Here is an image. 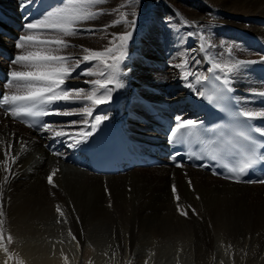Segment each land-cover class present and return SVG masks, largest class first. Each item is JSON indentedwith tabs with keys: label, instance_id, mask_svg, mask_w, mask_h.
<instances>
[{
	"label": "bare ground",
	"instance_id": "6f19581e",
	"mask_svg": "<svg viewBox=\"0 0 264 264\" xmlns=\"http://www.w3.org/2000/svg\"><path fill=\"white\" fill-rule=\"evenodd\" d=\"M8 1L6 8L0 5L5 22V25L0 22V46L5 54L14 56L19 50L15 49L16 41L10 35L20 34L15 25L22 21L23 14L18 10L17 0ZM154 1L157 2L152 8L147 2L139 6L141 8L138 26L128 46L130 55L121 65L127 72V75L121 76L124 87L113 92L110 102L99 105L94 110V115H108V120L111 121H115L118 115L120 122L127 112V132L135 139L146 142L160 141L161 135L150 131L145 124L147 117L142 112V103H145L142 106L152 103L148 105L157 107L167 115H173L172 118L180 115L184 119H192L190 105H198L199 98L183 86V82L178 79V70L169 65L187 32L201 31L210 35L217 45L220 40H224L234 46L245 45V50L252 52V55L248 52L249 55H243L234 49L233 60H255L264 56L257 50L259 44L264 45V0ZM121 2L122 0H111L112 9ZM184 2L186 5H181ZM14 7L17 9L14 10ZM195 7L200 9L197 11ZM181 16L189 21H197L203 28L195 29L192 25H183L180 23ZM115 18L114 15L105 14L101 18L103 21H90L85 26L100 28ZM158 24H162L163 28L159 30ZM123 30V26H117L110 28L109 32ZM229 35H232L231 39L227 38ZM193 37L197 40L196 36ZM193 37L191 39H194ZM136 39L142 41L137 42ZM72 40L76 45L94 50H102L106 46L97 44L89 35L74 37ZM104 40L108 43L107 38ZM148 41L150 43H147ZM136 47L141 49L133 58ZM155 48L157 53H154ZM215 50L210 49L209 54L227 58L220 56L223 49L214 55ZM79 51V48H73L69 52ZM166 52L169 54L166 55ZM195 52L200 54V58L204 55L199 51ZM195 52L192 55L195 56ZM132 58L145 66L146 73H151L154 78L157 76L153 73L157 71L151 68L161 65L165 72H162L163 77L160 78L162 84L158 83L160 85L156 87L145 82L140 83L136 78L139 75L138 70L131 65ZM92 64L95 70L96 64ZM10 65L11 63L0 57V66L5 72L10 70ZM207 66L208 62L204 61L193 67L194 70L206 71ZM263 67L261 64L250 65L236 73L232 84L233 93L244 109H250L246 106V101L261 100L259 96L251 98L250 91L264 90V76L260 71ZM250 73H256L257 79L244 86L248 81L245 77ZM97 78L100 77L73 79L68 81L67 88H83L87 91L90 86L83 81ZM132 87H135L136 93L131 92ZM158 89L161 91L158 92ZM150 91L158 92L159 95H149ZM168 94L176 96L169 98ZM127 99H131L134 105L126 106ZM82 106L69 105L59 110L70 111ZM178 107L180 112L172 113L176 112ZM251 107L253 108V104ZM262 109L264 103L260 102L256 110ZM73 119L79 117L48 116L44 117V122L66 124ZM260 121L255 122L263 126ZM49 140L52 143L46 147ZM21 143L26 144V151L21 150ZM9 144L12 145L9 155H19L14 165L9 160V166L15 176L4 185L2 202L5 212L4 233L5 236L11 235L13 238V242L6 246L14 257L15 264H65L64 257H67V264H82L83 252L88 246L91 248L88 260L91 264H224L222 257L229 260L231 256L220 247L212 246L211 252L204 248L201 251L203 245H197L192 234L172 228L171 220L166 215H169L177 203L172 194L173 184L176 186L182 207L188 208L191 205L200 215L202 223L215 228V236L225 240L226 237L233 236L234 230H244V242L259 244V254L264 255V184L226 180L199 167L188 165L132 166L123 172L95 174L84 166L83 156L78 149H69L66 144L49 139V134L39 136L35 128H25L10 116H5L2 111L0 181L7 174L4 171V153ZM53 152L63 155L56 156ZM54 168L59 169L53 178L56 187L47 182V176ZM188 180L192 182L191 188L188 186ZM57 206L64 212V217L57 213ZM115 217L120 219L121 225L125 224L127 219H135L134 225L141 228L139 236L134 239L128 231L120 232L116 229L111 223ZM65 219L67 223L64 222ZM69 230L76 237L75 240L69 235ZM210 241L211 238L208 243ZM136 245L142 248L138 249ZM207 254H211L209 259L206 258ZM5 261H8V264L13 262L0 250V264H5Z\"/></svg>",
	"mask_w": 264,
	"mask_h": 264
},
{
	"label": "snow or ice",
	"instance_id": "6c2138e0",
	"mask_svg": "<svg viewBox=\"0 0 264 264\" xmlns=\"http://www.w3.org/2000/svg\"><path fill=\"white\" fill-rule=\"evenodd\" d=\"M34 2L35 0H17V6L20 10H25ZM106 3L108 0H57L56 5H49L46 10L41 9L37 12L36 18H31L29 22L23 24V31L27 34H22L16 39L14 47L19 51L11 60L10 70L7 73L8 79L4 85L6 89L16 91H9L0 96V109L4 110L5 116L24 122L29 128H35L41 134H49V139L66 144L69 149H79L90 142L101 125L109 119L108 115H94V110L99 105L110 102L113 92L124 87L121 76L127 75V72L121 65L129 55L128 46L138 26L139 6H142L143 0H122L117 7L107 12L103 8L96 10L98 6ZM105 14L114 15L116 18L100 28L85 26L88 22L96 21ZM180 23L185 26L192 25L195 29L203 28V25L197 21H189L182 16ZM117 26H123L124 30L109 32L110 28ZM98 32L105 33L108 39L107 45L102 50L75 45L66 39L77 35L91 36ZM186 35L189 38L196 36L197 46L191 49L186 47L178 49L176 56L169 61V65L178 70V79L183 82L185 88L191 90L201 100L207 101L209 105L223 111L222 103L231 99L230 94L234 91L232 84L236 79V73L250 65H264V56L255 60H233L232 52L235 47L233 43L220 40L217 45L210 35L201 31L187 32ZM183 43L181 39V44ZM218 47L224 50L220 56L227 57L226 59L209 54L210 49ZM69 48H79L80 51L68 52ZM195 51L203 53V57L196 58L192 55ZM61 52L65 54H60ZM177 59L179 62H173ZM204 61L208 62L206 71L194 70V65L198 66ZM93 62L101 65L103 70L96 71L88 67L77 73L80 65ZM95 76L100 78L83 81L90 86V90L67 88L70 80ZM197 85L200 87L197 88ZM208 85L211 87L206 91L205 87ZM256 96H259L260 102L264 103V90L251 89L250 97ZM75 104L83 106L70 111L59 110L61 107L67 108ZM48 116H77L79 119H73L66 124H54L43 121L42 118ZM232 116L230 128L223 129L214 125L211 129H205L203 121L184 119L177 115L166 132L167 142L170 145H183L190 140L195 134L194 130L198 128L212 136L223 133L218 137V142L223 144L220 151L199 156L193 153L189 159H200L202 162L196 165L197 167H212L213 174L219 175L220 173L215 171L216 165L213 162L228 157L229 163L220 165L226 168L228 173L224 175V179L242 182L241 178L250 169L257 164L264 165V128L254 124L257 120L264 122V109L237 110ZM225 136L228 139H225ZM11 150L12 145H7L4 153V171L7 174L0 181V250L5 252L8 260L13 257L6 244H11L13 238L11 235L5 236L4 233L5 212L2 201L4 185L15 176V172L9 166V160L14 165L19 155L10 156ZM21 150H27L25 143H21ZM53 155L63 154L53 152ZM181 156L182 153L173 151L169 159L175 162L177 167H183V164L177 161V158ZM205 160L208 162H203ZM57 172L59 169L54 168L47 176V182L52 187H56L53 178ZM244 182L264 184V179ZM187 183L191 188V180ZM172 194L177 201V212L187 217L189 212L180 204L175 184L172 186ZM188 209H191L193 215L198 214L191 205ZM56 211L60 217H64V212L59 206L56 207ZM64 222L67 223V220L65 219ZM69 235L73 240L76 239L70 230ZM230 248L231 245H229ZM64 259L67 264V257ZM5 264H8V261H5Z\"/></svg>",
	"mask_w": 264,
	"mask_h": 264
},
{
	"label": "rangeland",
	"instance_id": "374dc122",
	"mask_svg": "<svg viewBox=\"0 0 264 264\" xmlns=\"http://www.w3.org/2000/svg\"><path fill=\"white\" fill-rule=\"evenodd\" d=\"M8 0H2L0 2V5L1 6H4L5 8L7 7V4L9 3V1L7 2ZM7 2V3H6ZM145 2L148 3V5L152 8L153 4L157 1H154V0H143V3L142 4H145ZM181 5H186V3H181ZM99 8H103L106 12L111 10L112 7H111V0H108V3L106 4H103V5H100L98 6V8L96 10H99ZM141 7H139L140 9ZM17 7H14V10H16ZM197 9H200V8H196L195 7V10ZM198 11V10H197ZM104 16V15H103ZM103 16L99 17L97 20H101L103 21V19H101ZM155 17V16H154ZM157 17V16H156ZM96 20V21H97ZM158 20V19H157ZM89 23V22H88ZM96 28H99V27H96ZM163 28V25L162 24H158V29H162ZM19 32L22 34H27L23 31V29H19ZM20 36V35H19ZM19 36H16L14 37V40L16 41V39L19 37ZM83 36H86V35H77L76 37L79 38V37H83ZM103 36V37H102ZM230 37H227L228 39H231L232 35H229ZM92 39L96 41L97 44L99 45H107V43H105V40L104 38L106 39V35L103 34V32H98L96 33L95 35H91ZM74 37H68L66 39H69L72 43V44H75V42L72 40ZM161 37H159L160 39ZM194 38V37H193ZM189 38L188 36H185V38L183 39L184 43L181 44L180 46V49L182 48H189L191 49L196 47L197 44H198V41L194 38V39H191ZM193 40V41H192ZM137 42H141L142 40H139V39H136ZM104 42V43H103ZM147 43H150V41H148ZM190 43V44H189ZM76 45V44H75ZM243 46V48H241ZM240 47V45H235L234 49L235 50H239L238 52L243 54V55H249L251 54L252 55V52L251 50H245L246 47L245 45H242ZM4 47V46H3ZM238 49H237V48ZM5 49V47H4ZM71 49L73 48H69L67 49V51L69 52ZM136 52L137 54H139V51L141 49V47H136ZM221 48H216L215 52H214V55L217 54L218 51H220ZM234 50V51H235ZM246 51V52H244ZM136 52H134V54H136ZM247 52L249 54H247ZM78 53V52H77ZM154 53H157V50L156 48L154 49ZM174 53H176L174 51ZM235 53V52H234ZM60 54H65L64 52H61ZM169 53L166 52V55H168ZM195 56L196 58H200V54L198 55L197 52H195ZM130 55V54H129ZM133 55V54H132ZM199 56V57H198ZM133 58L135 57V55L132 56ZM132 58V59H133ZM166 58L168 59V57L166 56ZM135 59H133L131 62V65L132 67L136 68V70H138V76L136 77L138 79V81L140 83H147V84H151V85H154L156 87H158L157 85H160L162 84V81L160 80V78L163 77V73L164 72V69H162L161 65H155V66H151L152 68L151 69H154L156 70L157 72L156 73H153V75L157 76V78H154L152 77V74L151 73H146L147 70L144 68L145 66L141 65L140 63H138V61H134ZM9 61V60H8ZM167 61V60H166ZM177 61H179L177 59ZM11 63V61H10ZM96 64V68L95 70L97 71H102V66L99 65L98 63L94 62ZM90 64V65H89ZM89 64H82L80 65V68L77 69V73L79 71H83L84 69L88 68V67H92V63H89ZM88 65V66H87ZM19 68V66H17ZM149 68V66H148ZM164 68V67H163ZM166 69V68H165ZM166 71V70H165ZM163 72V73H162ZM256 73H250L248 74L245 78L248 80L247 83L244 84V86H247L250 85V83L254 82L255 79H257V75H255ZM74 75H76V73H74ZM84 78V77H82ZM90 78V77H88ZM159 78V79H158ZM153 79V80H152ZM155 80V81H154ZM252 81V82H251ZM157 83V84H156ZM160 83V84H158ZM246 89H250V87H245ZM130 89V87H129ZM8 91H16L15 89H7ZM133 91V90H132ZM161 90L158 89V92H160ZM151 92V93H150ZM149 92V95H159L158 92L154 93L152 91ZM136 93V91L134 92ZM154 93V94H153ZM166 96V94H165ZM169 98H173L175 97L176 95H169ZM257 103V106L256 103ZM127 104H131V101L130 99L127 100ZM145 103H142V105H144ZM253 104V108L251 107V105ZM134 105V103L132 104ZM142 105H140L141 107H143ZM246 106L249 107L250 109H254L256 110L258 106H260V102L259 101H254V102H249V101H246ZM184 110H182L183 112ZM172 113H178L177 111L176 112H172ZM182 114V113H180ZM46 181V180H45ZM126 191V190H125ZM107 194V193H106ZM185 208V207H184ZM188 210L189 212V215L187 217H184V216H181L177 210H176V207L170 211L169 215L167 214L166 217L169 218L171 220V225H172V228L175 229V231H179V232H188L190 234L193 235V238H194V241L197 243V245H200L202 246L201 247V251H203L204 249L207 250L208 252H211V248L212 246H215L217 245L218 247H220L223 251H225L228 255H230L231 257L228 259H225L222 257V261L224 262V264H264V255L262 254H259V248L260 246H257L259 244H250V243H246L244 242V238L245 237V231L244 230H234L233 231V236L232 237H226L228 239L225 238L224 239H221V237H218V236H215V233L216 231L214 230L215 228L212 226V225H206L204 223H202L200 220H201V217L199 214L197 215H193L192 214V211L191 209H188V208H185ZM163 216V215H161ZM159 216V217H161ZM170 216V217H169ZM140 218H136V220H138ZM135 219H127V222H125V224H122L119 222L120 219H118L117 217L113 218L112 219V222L113 223V226L120 230V232H129L130 236L134 239H136V237L139 236V233H140V230L141 228H139L137 225H134ZM179 225V226H178ZM130 227H131V231H130ZM254 232V231H253ZM251 232V233H253ZM244 235V236H243ZM210 236V237H209ZM209 238H211V241L210 243H208V240ZM138 239V238H137ZM198 240V241H197ZM221 240V241H220ZM135 241V240H134ZM208 243V244H207ZM216 243V244H215ZM207 244V245H206ZM229 245H231V248L229 249ZM210 246V247H209ZM209 247V248H208ZM237 247V248H236ZM136 248L140 249L142 248V246H139V245H136ZM204 248V249H203ZM90 246H88V248L83 252V257H84V261L82 264H91L88 260H89V257L91 255V251H90ZM198 251H199V248H197ZM236 249V250H235ZM230 251V252H229ZM235 251V252H234ZM253 252V253H252ZM234 255V256H233ZM13 257V256H12ZM211 257V254H207L206 258L209 259ZM231 259V260H230ZM13 262L11 264H15V260H14V257H13ZM127 264V263H125ZM133 264V262H132Z\"/></svg>",
	"mask_w": 264,
	"mask_h": 264
}]
</instances>
